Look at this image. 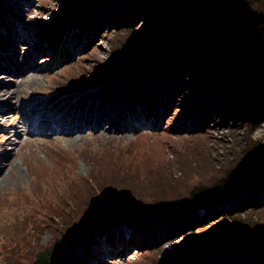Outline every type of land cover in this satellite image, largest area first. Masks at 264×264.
<instances>
[{"label":"rangeland","instance_id":"obj_1","mask_svg":"<svg viewBox=\"0 0 264 264\" xmlns=\"http://www.w3.org/2000/svg\"><path fill=\"white\" fill-rule=\"evenodd\" d=\"M68 1L0 0V64L4 61L10 67L9 72L0 71V151L12 152V160L20 166L18 177L0 183V264H30L46 249L54 253L50 264H167L205 235L201 230L211 223L204 219L211 207L189 209L179 207L180 203L153 213L155 207L148 206V217L115 214L96 226L86 224L95 202L90 199L104 195L100 188L110 187L106 192L112 193L133 181L142 182L137 187H147L153 196L160 194L161 185L148 187L155 178L148 181L150 173L163 177L160 184L168 183V188L178 185L180 195L174 201L190 200L193 183L220 173L226 154L238 146L242 137L238 133L243 131L229 132L225 126L231 124V117L214 118L209 103L194 100L197 92L190 84L188 92L173 88L171 77L161 76L150 65L132 70L127 80L115 75L101 78V68L113 72L107 64L122 54L117 65L121 64L129 45L123 43L125 34L114 32L107 22L115 8H107V3L94 8L89 2V11L75 18L63 12ZM86 19L93 32L85 31ZM55 24L63 25L61 32L53 30ZM30 74L37 75L40 84L25 86L15 95L12 90L20 78ZM105 88L108 94L102 99L105 94L100 91ZM90 91L99 92L95 99H100L99 113H110L111 104L121 109L122 131L104 122L106 137L88 134L70 141L55 130L57 119L38 133L35 124L51 114L35 118L43 107L48 109L56 101L57 109H64ZM30 101L35 106L27 107L29 117L24 120L20 110ZM10 103L13 107L5 106ZM263 133L264 125L254 128L250 136ZM5 137L9 139L3 144ZM217 177H211V182ZM90 189L94 196H86ZM248 195L243 188L213 207L230 212ZM170 214L181 217L173 230L161 223ZM73 223L80 229L72 234L69 231L77 227ZM151 233L154 236L148 237ZM199 241L200 250L191 264H243L226 256L208 257L209 243ZM14 242L23 249L7 250ZM217 245L232 249L235 240L222 237Z\"/></svg>","mask_w":264,"mask_h":264},{"label":"trees","instance_id":"obj_2","mask_svg":"<svg viewBox=\"0 0 264 264\" xmlns=\"http://www.w3.org/2000/svg\"><path fill=\"white\" fill-rule=\"evenodd\" d=\"M89 2L94 3V8L106 3L107 8H115L114 16L107 22L113 24L114 32L125 34L123 43L129 44L123 62L117 65L122 56L117 53L119 56L107 64L113 72L103 67L101 78L115 75L127 80L132 70L150 65L161 76H170L173 88L180 86L188 92L186 86L190 84L191 90L197 92L194 100L209 103L214 118L231 117V124L227 122L225 126L229 132H243L238 133L242 136L238 146L226 154L220 173H211L193 183L190 200L174 201L180 195L176 193L178 185L168 188V183L160 184L163 177L148 173V181L155 177L148 187L152 183L161 185L160 194L153 196L147 187H137L140 181L112 193L106 192L110 187L100 188L104 195L90 199L95 202L86 224L98 226L105 217L115 214L148 217V206L155 207L153 213L180 203L179 207L189 209L211 207L204 217L211 223L201 230L206 240L200 238L209 243L208 257L226 256L243 264H264V133L256 138L250 136L254 128L264 125V0H69L63 12L78 18L89 11ZM87 19L85 28L92 29ZM62 26L53 30L61 32ZM60 32L52 38L60 36ZM222 121L225 122L220 119L221 124ZM210 176L218 177L211 182ZM243 188L248 189L249 195L233 210H215V204L228 201ZM94 193L90 189L86 196ZM73 225L77 227L69 231L72 234L80 229L79 224ZM222 237L234 238L232 249L217 245ZM200 239L193 242L200 244ZM198 243L185 246L180 256L167 264L193 263L200 250ZM22 249L15 242L7 248ZM53 256L51 249L43 250L30 264H50Z\"/></svg>","mask_w":264,"mask_h":264},{"label":"bare ground","instance_id":"obj_3","mask_svg":"<svg viewBox=\"0 0 264 264\" xmlns=\"http://www.w3.org/2000/svg\"><path fill=\"white\" fill-rule=\"evenodd\" d=\"M0 71L9 72L10 67L7 65L4 61L0 64ZM19 73H22L19 72ZM40 79L35 74L30 75H23L20 78V81L18 83V87L16 90H12L15 95H19L25 86H34L40 84ZM3 85V84H0ZM101 93L105 94L102 96V99L106 97L108 94L107 89L105 88L104 91H100ZM2 93L3 91H0V101H2ZM23 94V93H22ZM10 97V95H8ZM99 97V92H86L83 94H80L75 101H73L71 104L67 105L64 109H57L55 102L48 107H43V109L38 112L35 116V118H40L42 115L47 114V112H51V114L45 118L46 120L42 121L41 123L35 124V128L38 131V133H43V126L49 127L51 124V121H57V128L55 130L59 131L61 134H64L67 136L68 140L75 141V139H82L85 135L90 134V136H104L106 137V133H104V129L106 127L104 122H107L109 124V127L112 130L119 129V131H122L123 129L120 128V126H123V124H120L121 122H124L123 119V112L120 108L114 109L112 107V104L110 105V113H99V101H95V99ZM16 98V96H15ZM17 103V99H16ZM5 106L13 107V103L5 104ZM16 106V105H15ZM30 107V109H33L35 106L32 101H30L23 109L20 110V115L22 119H27L29 116L27 115V107ZM43 123V124H42ZM120 125V126H119ZM9 138L5 137L3 141H1L3 144L5 141H7ZM12 152H2L0 151V183L6 184L12 176H19L20 175V166L16 164L12 158L11 154ZM4 159V161H3ZM3 169L5 171H3ZM3 173L1 175V173ZM165 223L161 222L163 224H167L169 226V230H173L177 227L176 223L180 222L181 217L180 216H172V214L166 216ZM163 219V220H164ZM183 221V220H182ZM181 221V222H182ZM163 228V225H161ZM153 237L154 235L151 233ZM168 237V233H166ZM165 235V236H166ZM132 239V238H131ZM6 244H3V248H5ZM157 246L162 247V244H158ZM213 262V261H211Z\"/></svg>","mask_w":264,"mask_h":264}]
</instances>
